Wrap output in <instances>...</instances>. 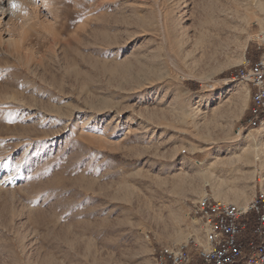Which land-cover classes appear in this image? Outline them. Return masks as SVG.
Here are the masks:
<instances>
[{
  "label": "rangeland",
  "instance_id": "374dc122",
  "mask_svg": "<svg viewBox=\"0 0 264 264\" xmlns=\"http://www.w3.org/2000/svg\"><path fill=\"white\" fill-rule=\"evenodd\" d=\"M12 2L0 0V264H158L161 247L201 244L198 173L264 144L231 81L261 56L264 0ZM239 170L228 182L249 202L264 168Z\"/></svg>",
  "mask_w": 264,
  "mask_h": 264
},
{
  "label": "built area",
  "instance_id": "2783aa9c",
  "mask_svg": "<svg viewBox=\"0 0 264 264\" xmlns=\"http://www.w3.org/2000/svg\"><path fill=\"white\" fill-rule=\"evenodd\" d=\"M258 38L261 56L245 59L231 76V81L248 88L250 105L243 129L249 130L264 124V32ZM190 217L200 227L202 243L161 247L155 252L158 264H195L196 260L201 264H264V188L246 205L217 200L207 193L192 205Z\"/></svg>",
  "mask_w": 264,
  "mask_h": 264
},
{
  "label": "bare ground",
  "instance_id": "6f19581e",
  "mask_svg": "<svg viewBox=\"0 0 264 264\" xmlns=\"http://www.w3.org/2000/svg\"><path fill=\"white\" fill-rule=\"evenodd\" d=\"M261 10H264V4H259ZM232 90L235 91V94L240 99H248L249 93L246 87H242L240 85L233 86ZM246 103V102H245ZM244 103V104H245ZM239 109V108H238ZM238 110L232 111V115L238 116ZM259 132V131H258ZM264 132V124L262 125V129L260 130L259 136H261ZM238 135V134H237ZM258 139V135L249 133L246 137L247 142H256ZM257 161L261 162V169L264 168V144H251L247 146L242 154L235 155L234 157L229 158L226 161H221V168L218 170L221 175H217V170L207 169L201 170L198 173L199 183L203 182V188L201 189V194L204 196L207 194L205 191L206 186H211L213 190L212 196L217 200L232 202L234 204L246 205L248 203L249 193L246 188H235L231 186L228 182V178H231V172H241L239 169L248 164H255ZM198 165L203 166L202 163L197 162ZM219 165V164H218ZM261 171L258 168L254 171V173ZM234 173V174H235ZM233 174V177L235 176ZM198 179H196L198 181ZM192 183V182H191ZM194 184L192 186L194 187ZM191 186V187H192ZM197 186V185H196ZM195 188V187H194ZM197 189V188H196ZM195 190V189H194ZM196 191V190H195Z\"/></svg>",
  "mask_w": 264,
  "mask_h": 264
},
{
  "label": "snow or ice",
  "instance_id": "6c2138e0",
  "mask_svg": "<svg viewBox=\"0 0 264 264\" xmlns=\"http://www.w3.org/2000/svg\"><path fill=\"white\" fill-rule=\"evenodd\" d=\"M11 7H12L13 9H15V8L18 7V5L15 3V0H13V2L11 3Z\"/></svg>",
  "mask_w": 264,
  "mask_h": 264
}]
</instances>
